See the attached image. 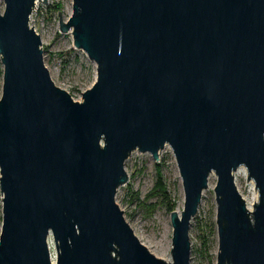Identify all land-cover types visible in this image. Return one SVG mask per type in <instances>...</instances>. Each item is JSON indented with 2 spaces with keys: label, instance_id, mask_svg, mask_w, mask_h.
I'll list each match as a JSON object with an SVG mask.
<instances>
[{
  "label": "water",
  "instance_id": "water-1",
  "mask_svg": "<svg viewBox=\"0 0 264 264\" xmlns=\"http://www.w3.org/2000/svg\"><path fill=\"white\" fill-rule=\"evenodd\" d=\"M37 1L0 0V264H190L211 173L216 264H264V0H72L59 31L96 67L80 101L44 64ZM166 145L184 197L171 263L115 200L128 155L157 161Z\"/></svg>",
  "mask_w": 264,
  "mask_h": 264
},
{
  "label": "rangeland",
  "instance_id": "rangeland-1",
  "mask_svg": "<svg viewBox=\"0 0 264 264\" xmlns=\"http://www.w3.org/2000/svg\"><path fill=\"white\" fill-rule=\"evenodd\" d=\"M43 0L35 3L29 24L40 35L44 64L51 79L58 87L66 90L72 99L80 101L82 93L96 77L95 63L73 45L71 33H60L58 11L63 20L72 13V0ZM2 65L0 62V96ZM128 182L121 185L115 195L118 206L123 210L126 221L138 239L156 257H167L172 262V232L170 212L180 213L183 209V189L174 157L169 146L159 151L154 161L149 153L132 151L124 163ZM236 186L247 206L257 201V191L251 180H247L245 167L234 172ZM159 180V181H158ZM216 177L212 176L204 190L198 210L190 222V264H216L218 237L216 205L213 187ZM161 190L166 191V197ZM0 193V226L1 214ZM53 259L54 249L50 248Z\"/></svg>",
  "mask_w": 264,
  "mask_h": 264
},
{
  "label": "bare ground",
  "instance_id": "bare-ground-1",
  "mask_svg": "<svg viewBox=\"0 0 264 264\" xmlns=\"http://www.w3.org/2000/svg\"><path fill=\"white\" fill-rule=\"evenodd\" d=\"M213 175H214V174L211 173L210 176H209V184H210V180H211V178H212ZM248 208L250 209V206H248ZM163 260H164L165 262H167V263H170V259L167 258V257H163Z\"/></svg>",
  "mask_w": 264,
  "mask_h": 264
},
{
  "label": "trees",
  "instance_id": "trees-1",
  "mask_svg": "<svg viewBox=\"0 0 264 264\" xmlns=\"http://www.w3.org/2000/svg\"><path fill=\"white\" fill-rule=\"evenodd\" d=\"M158 181H159V180H158ZM161 192L163 193V196L166 197V193H165L166 191L161 190Z\"/></svg>",
  "mask_w": 264,
  "mask_h": 264
},
{
  "label": "built area",
  "instance_id": "built-area-1",
  "mask_svg": "<svg viewBox=\"0 0 264 264\" xmlns=\"http://www.w3.org/2000/svg\"><path fill=\"white\" fill-rule=\"evenodd\" d=\"M242 197H243V196H242ZM51 259H52V261H54V259H55V258L53 259L52 254H51Z\"/></svg>",
  "mask_w": 264,
  "mask_h": 264
}]
</instances>
